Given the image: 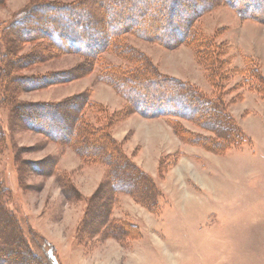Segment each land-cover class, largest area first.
<instances>
[{
	"label": "rangeland",
	"instance_id": "rangeland-1",
	"mask_svg": "<svg viewBox=\"0 0 264 264\" xmlns=\"http://www.w3.org/2000/svg\"><path fill=\"white\" fill-rule=\"evenodd\" d=\"M49 1L69 4L77 0ZM146 1L132 0V4L138 8ZM151 1L155 4L159 0ZM183 1L189 4L193 0H176L177 6ZM233 1L246 3L252 14L259 11L257 14L264 19V0ZM32 2L4 0L0 3V28L23 14V10ZM91 8L83 10V13H88ZM178 9L174 18L187 16L190 12L189 5ZM60 15H64L63 11ZM70 18L65 19L73 26L77 18ZM132 19L133 16L127 17L124 23H131ZM263 19L241 18L235 9L222 3L194 21V30L202 33L201 38L206 36L208 39L204 42L205 52L211 58L217 51L214 45H227L219 57L226 59L227 63L213 64L216 72L214 84L206 76L210 67L206 71L198 61L196 49L185 44L167 48L129 32L123 34L115 48L101 52L88 75L72 77L83 61V57L74 52L58 54L15 72L27 78L46 76V80L52 81L46 86L17 91L13 101L31 105L60 103L84 91L91 96L93 90L97 99L120 107V104H126V100L98 79V71L107 65L119 66L124 70L137 65L124 57L125 49L123 54L119 53L120 47L128 45L146 55L160 73L174 77L177 70L178 76L191 79L197 84L193 85L207 96L219 98L226 107L225 111L239 127L245 140L229 146L222 153H216L199 143L181 139L170 126L171 118L144 117L133 113L135 116L123 125L119 133L128 135L124 139L128 153L148 166L149 161L152 165V160L145 154V148L138 145L141 142L145 147L159 145L166 149L167 146L173 152L158 161L162 163L157 165L156 176L152 178L161 191L160 197L155 200V208L148 209L131 196L135 204L128 206L131 205L133 210H125L127 204L122 205L117 195L108 222L123 223L127 228L125 234L117 237L111 236L110 232L107 236L106 231L89 238L78 234L77 228L87 212L89 200L83 197L73 199L63 193V186L71 179L68 173L59 171V155L70 147L50 141L41 130L26 129L12 123L9 91L14 87L0 76V129L3 132L0 180L9 189L3 202L18 219L26 235L28 227L34 232L31 234V246L40 262L50 263L49 260L46 262V257L51 248L58 264H72L74 247L66 248L71 238L63 233L70 227L74 231L75 227L73 240L76 243L73 242V245L85 248L81 264H264V96L254 88L255 79L245 71L240 72L245 68L246 57L249 56L252 59L251 68L256 65L264 77ZM52 35L53 41L57 40L55 34ZM4 40L6 37L0 34L1 52L7 49ZM36 47L35 42L23 43L17 55L25 56ZM25 81L27 87L32 85ZM33 83L36 85L39 82ZM98 112L101 111L87 108L85 118L94 124L96 116L99 121H104L107 116ZM33 115L32 112L29 114L32 118ZM174 119L181 129L203 136H216L214 132L189 120ZM41 124H49V121ZM52 135H58L57 130H53ZM70 159L68 157L66 160ZM72 162L69 161L68 165ZM51 166L53 172L43 173L44 168L50 169ZM40 168L42 173L38 171ZM74 179L79 188L87 192L93 190L94 186L79 173ZM39 219L44 220V224ZM34 223L41 232L34 227Z\"/></svg>",
	"mask_w": 264,
	"mask_h": 264
},
{
	"label": "trees",
	"instance_id": "trees-1",
	"mask_svg": "<svg viewBox=\"0 0 264 264\" xmlns=\"http://www.w3.org/2000/svg\"><path fill=\"white\" fill-rule=\"evenodd\" d=\"M3 1L0 0V3ZM222 3L235 9L241 18L256 21L263 19L257 14L259 11L252 14L248 10L250 6L246 3L239 4L233 0H193L189 4L183 1L179 6L176 0H159L155 4L147 0L138 8L132 4V0H77L69 4L33 0L32 4L23 10V14L5 26L1 25L3 27L0 28V34L6 37L4 43L7 49L0 51V76L14 87L9 91L12 123L26 129L41 130L50 141L70 147L85 164H101L105 167L104 179L87 199V212L77 228L80 236L89 238L105 231L107 236L109 232L114 237L125 234V224L108 222L114 200L119 193L131 195L148 209L157 205L155 200H158L161 191L153 179L124 153L122 143L115 140L111 134L113 125L130 114L171 118L170 125L181 139L199 143L216 153H222L229 146L239 144L245 137L232 116L225 111L226 107L219 98H210L192 83L160 73L146 55L128 45H121L119 53L123 54L125 49L124 57L137 65L128 70L107 65L98 71V79L110 85L126 100L123 109L118 111L108 112L104 106L92 101L88 91L60 103L31 105L13 101L17 91L46 86L52 81L46 80V76L27 78L18 76L15 72L58 54L74 52L82 56L83 61L77 66L72 77L88 75L101 52L115 48L123 34L129 32L167 48L185 44L196 49L198 61L206 71L210 67L206 76L208 81L214 84L216 72L213 64L227 63L226 59L219 58L222 55L220 52L226 50L227 45H214L217 51L211 58L205 52L204 42L208 40L207 37L201 38L202 33L194 30L193 23L203 13ZM183 5H189L190 12L187 16L174 18L178 8ZM90 6L91 11L83 13V10ZM61 11L64 15H60ZM70 16L77 18L73 25L75 27L69 25L65 19ZM131 16V23L125 24V19ZM52 33L57 40L53 41ZM27 42H35L37 47L25 56L17 55L22 44ZM64 44H67V47H64ZM202 60L209 64L205 66ZM251 63V57L247 56L245 68L240 72L249 73L256 81L254 88L264 96V77L256 65L251 68ZM23 79L32 85L27 87ZM35 81L39 83L34 85ZM87 108L99 109L101 112L98 114L106 115V119L99 121L96 116L95 124L87 121L84 113ZM31 112L34 113L35 120L29 116ZM174 118L189 120L214 132L216 136H203L181 129ZM44 121H49V124L42 125ZM53 130H57L58 135H52ZM2 138L3 132L0 129V143ZM44 169L43 173L54 171L52 166L50 169ZM38 171L42 173V168ZM8 193L9 189L0 180V264H46L40 262L34 254L31 246V234L34 233L32 229L28 227L26 235L18 219L4 204L3 197ZM63 193L73 199L82 198L75 186L68 181L63 186ZM152 200L154 201L150 202ZM51 260L52 264H58L57 257L50 248L46 262L51 264Z\"/></svg>",
	"mask_w": 264,
	"mask_h": 264
},
{
	"label": "crops",
	"instance_id": "crops-1",
	"mask_svg": "<svg viewBox=\"0 0 264 264\" xmlns=\"http://www.w3.org/2000/svg\"><path fill=\"white\" fill-rule=\"evenodd\" d=\"M190 51V50H189ZM176 72V75L174 77L176 78H179L181 80H184V81H189L190 83L192 84H195L193 81H191V79H185V78H181L180 76H178V72L177 70H175ZM167 73V72H166ZM197 85V84H195ZM107 86L108 88L112 89L113 91H115L112 87H110L109 85H105ZM204 90V89H203ZM205 91V90H204ZM119 96V95H118ZM91 98L94 100V101H97L103 105H105L110 111H115V110H118L120 109V107L122 108L124 106V104H120V107H116V106H113V104L109 101H103V100H100V99H97L96 97V94L95 92L92 90V93H91ZM133 114L129 115L127 118H125L124 120L116 123L115 125H113V127L111 128V134L113 136V138L115 140H117L118 142L122 143V147H123V151L124 153L131 158V160L146 174L150 175L151 178H154L156 176V173H157V165L159 164L158 161H160V159L167 155V154H170L171 152H173L171 149V151H169V147H167L166 145V149H163L161 146L159 145H154L152 147H145L144 144H142L143 142H141V144H138L140 145V147L142 148H145V154L147 156H149L150 160H152V165L149 161L148 163V166L147 164L145 163H142L141 161H138L137 159H135L130 153L127 152L126 148H127V145H126V141H124L125 138H128V135L127 134H123L122 135H119L120 132H122V127L123 125L130 120V118H132ZM159 120V119H158ZM157 120V121H158ZM162 125V123H161ZM171 126V125H170ZM149 144H147L148 146ZM56 147H58L59 145L58 144H55ZM67 150H65V152H63V154L61 153L59 155V163H58V169L60 172H64V173H68L70 175V179H71V183L75 186V188L77 189V191L80 193V195L84 198V199H87L89 198L91 195H92V192L96 189V187L100 184V182L104 179V176H105V167L101 164H84L82 159L77 155V153H75V151H73L72 149L70 148H66ZM128 149V148H127ZM168 150V151H166ZM68 157H71L72 159L70 160H66ZM72 164L71 165H68L69 164V161H72ZM150 164V165H149ZM59 172V173H60ZM79 173V175L83 176L86 180H88L90 182V184L92 186H94L93 190L91 192H87L85 191L84 189H81L79 188L77 185H76V182H75V176H77V174ZM75 175V176H74ZM85 187V186H84ZM86 188V187H85ZM118 198L119 200H121V203L122 205L123 204H127V206H125V210H130L132 211L133 210V207H130L128 206V204H131V203H134L132 200L133 198L131 197V195L127 194V193H119L118 195ZM196 199V197H194ZM194 199V200H195ZM141 208V207H140ZM143 209V208H142ZM116 215V214H115ZM117 216V215H116ZM114 217V216H113ZM119 217V216H117ZM47 219V218H46ZM116 219V218H115ZM39 222H41L42 224L43 221L42 219H39L38 220ZM46 222H48L46 220ZM34 227L36 229H38L39 232H41L40 228L37 227V225L34 223ZM70 230H66L64 231L65 233H63V235L65 236H69V241L67 242L66 244V248H73L72 249V252L74 254H72L74 256V258H72V264H81V259L84 257L85 253L83 251V246L81 245H73V236L75 235V227H74V231H72L71 227L69 228ZM69 232V233H67ZM42 234V233H41ZM76 243V242H74ZM85 249V248H84ZM68 250V249H66Z\"/></svg>",
	"mask_w": 264,
	"mask_h": 264
}]
</instances>
